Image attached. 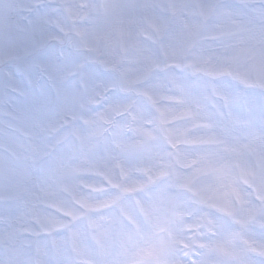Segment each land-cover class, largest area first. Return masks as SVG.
Wrapping results in <instances>:
<instances>
[{
  "label": "clouds",
  "instance_id": "obj_1",
  "mask_svg": "<svg viewBox=\"0 0 264 264\" xmlns=\"http://www.w3.org/2000/svg\"><path fill=\"white\" fill-rule=\"evenodd\" d=\"M18 7L0 264H264V0Z\"/></svg>",
  "mask_w": 264,
  "mask_h": 264
},
{
  "label": "rangeland",
  "instance_id": "obj_2",
  "mask_svg": "<svg viewBox=\"0 0 264 264\" xmlns=\"http://www.w3.org/2000/svg\"><path fill=\"white\" fill-rule=\"evenodd\" d=\"M30 2H32V0H0V24H3L5 22L6 18L9 16L13 8L16 9V12L11 14L22 15L23 13L20 12L18 6ZM171 2L180 4L183 2V0H171ZM2 225H3V221L0 220V226ZM0 241L4 243L8 242L5 233L3 231H0ZM3 253H4V245L3 243H0V258H3ZM11 254L12 253H9V255Z\"/></svg>",
  "mask_w": 264,
  "mask_h": 264
}]
</instances>
